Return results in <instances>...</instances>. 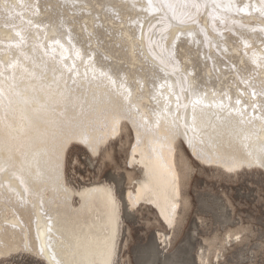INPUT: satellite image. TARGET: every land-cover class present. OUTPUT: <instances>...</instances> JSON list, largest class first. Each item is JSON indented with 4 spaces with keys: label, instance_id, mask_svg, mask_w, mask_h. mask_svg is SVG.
Returning a JSON list of instances; mask_svg holds the SVG:
<instances>
[{
    "label": "bare ground",
    "instance_id": "6f19581e",
    "mask_svg": "<svg viewBox=\"0 0 264 264\" xmlns=\"http://www.w3.org/2000/svg\"><path fill=\"white\" fill-rule=\"evenodd\" d=\"M124 123L143 173L125 199L169 225L178 138L203 165L264 171V0H0V259L113 264L115 190L72 188L64 162Z\"/></svg>",
    "mask_w": 264,
    "mask_h": 264
},
{
    "label": "rangeland",
    "instance_id": "374dc122",
    "mask_svg": "<svg viewBox=\"0 0 264 264\" xmlns=\"http://www.w3.org/2000/svg\"><path fill=\"white\" fill-rule=\"evenodd\" d=\"M133 143V130L124 123L95 155L80 143L65 152L69 186L107 184L115 190L121 223L113 264H264L263 170L228 172L203 165L178 138L176 156L185 160V179L175 222L169 225L154 207L140 203L131 208L125 199L143 177L142 170L130 164ZM0 264L45 263L19 251Z\"/></svg>",
    "mask_w": 264,
    "mask_h": 264
},
{
    "label": "snow or ice",
    "instance_id": "6c2138e0",
    "mask_svg": "<svg viewBox=\"0 0 264 264\" xmlns=\"http://www.w3.org/2000/svg\"><path fill=\"white\" fill-rule=\"evenodd\" d=\"M93 152H95V149H93ZM262 166H264V161H261Z\"/></svg>",
    "mask_w": 264,
    "mask_h": 264
}]
</instances>
